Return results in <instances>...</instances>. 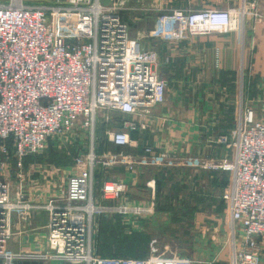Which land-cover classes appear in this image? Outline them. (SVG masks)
I'll return each mask as SVG.
<instances>
[{
  "label": "built area",
  "instance_id": "obj_1",
  "mask_svg": "<svg viewBox=\"0 0 264 264\" xmlns=\"http://www.w3.org/2000/svg\"><path fill=\"white\" fill-rule=\"evenodd\" d=\"M123 0H0V264H194L193 259L157 253L143 259L105 257L91 244V219L104 208L91 197L96 166L134 172L145 165L176 166L180 159L143 144L139 154L88 150L72 158V172L57 194L28 198L21 174L23 159L41 152L47 140L75 129L92 131L104 113L106 141L127 146L129 132L146 129L147 116L165 100V81L155 71L156 53L129 36L119 10ZM259 19L256 0L238 3L234 13L206 8L172 11L154 19L155 37L204 35L237 28L243 18ZM75 17L80 36L58 28ZM80 19V20H79ZM81 35L85 36L81 39ZM213 65L217 66V55ZM111 112L118 113L113 120ZM227 156L200 159L203 168L220 169L227 180L220 190L226 207L228 264H260L258 239L264 234V121L240 103L231 126L215 137ZM12 170L9 172V164ZM12 176L13 179H10ZM13 181V182H12ZM126 191L122 179L103 180L100 198L117 199ZM45 214L44 248L13 252V231L30 230L29 220ZM18 228V229H17ZM16 229V230H15Z\"/></svg>",
  "mask_w": 264,
  "mask_h": 264
},
{
  "label": "crops",
  "instance_id": "obj_2",
  "mask_svg": "<svg viewBox=\"0 0 264 264\" xmlns=\"http://www.w3.org/2000/svg\"><path fill=\"white\" fill-rule=\"evenodd\" d=\"M240 1L123 0L119 10L121 19L129 28L135 29L136 37L140 40L148 38L149 46L158 50L154 68L159 61L166 84L165 100L153 107L147 116L136 117L138 121L147 122L148 127L130 131L129 145L115 147L107 143L105 147L111 151L139 154L141 145L147 144L154 151L165 149L172 153L180 159V164L139 166L134 172L125 174L118 167L111 171L116 173L115 177H109L107 171L105 179L124 176L127 181L126 197L105 200L115 201L110 207L127 204V207L139 205L138 208H143L141 204L145 203L156 211L158 200L163 199L161 195L167 201L182 196L186 198L192 214H198L195 217L197 223L199 214L204 217L205 211L211 214V204L216 211L220 209V201L224 205L220 190L227 180L226 172L203 168L198 162L200 159H223L227 156L223 146L212 140L232 124L233 106L237 104L239 95L254 109L255 117L264 121V0H256L259 19L254 22L245 19L243 29H240L238 21L237 28L227 32L160 38L154 36L152 27L155 18L172 11L220 8L234 13ZM104 3H109V0ZM215 54L216 67L213 65ZM92 182V200L100 205L99 198H96L100 196L102 182L99 168L93 171ZM224 208L226 210L225 205ZM38 213L43 216V223L39 224L43 229L45 214ZM35 229L37 226L23 233H17L15 229L7 248L13 252L41 251L44 248V230L38 246L33 239ZM259 248L261 264H264V235L260 238Z\"/></svg>",
  "mask_w": 264,
  "mask_h": 264
},
{
  "label": "rangeland",
  "instance_id": "obj_3",
  "mask_svg": "<svg viewBox=\"0 0 264 264\" xmlns=\"http://www.w3.org/2000/svg\"><path fill=\"white\" fill-rule=\"evenodd\" d=\"M101 2L104 3L105 0H101ZM74 18L64 17L58 22V28L70 38L74 35L80 36L82 31L80 24L75 21L77 18ZM248 18L245 16L243 21ZM249 20L251 19L249 18ZM244 27L245 24H243ZM134 33L135 29L129 28V36L137 39L143 49L151 50L157 56L158 50L155 46H149L148 38H142L144 39L142 42V39L136 37L137 33L135 35ZM80 38L84 39L85 36L81 35ZM161 67L158 61L155 71L164 79ZM236 102L237 104L233 106V115L237 106L240 103H245L240 95ZM103 117V112L96 114L91 132L89 129H75L69 133L59 134L47 140L45 148L41 152L31 154L23 159L21 174L26 183L25 195L28 198L34 199L35 194L38 195V199L57 194L63 184L64 177L72 172V158L74 156L88 150L90 145L96 153L106 149L105 144L108 142L104 131L107 130L108 123L103 121ZM112 117L113 120L117 119L116 115H112ZM212 142L215 143V138ZM95 168L101 170L102 181L108 180L105 179L107 171L110 174L109 177H115L116 173L112 174L114 172H111L114 168L103 169L99 166ZM11 170L12 163L9 164V172ZM123 173L127 172L123 170ZM10 179H13L12 176ZM119 179L125 183L126 191L116 200L126 197L127 194V181L124 176ZM161 196L163 199L158 200L157 208L155 207L156 211L145 203L141 204L143 208H138L139 205L127 207V204L126 206L121 204L125 207H110L115 201L107 202L97 196L96 198H99L100 205L104 209L93 215L91 219V244L94 252L105 257L143 259L150 255V242L153 241L152 248L157 253L165 250L166 255L191 258L194 264H228L230 243L227 234L226 210L223 203L220 201V209L217 211L216 207L211 204V214L209 215L210 212L205 211V217L208 218L199 214V221H197L199 225H197L195 217L198 214H192L186 198L181 196L180 198H173V201H167L164 199L166 198L164 195ZM201 207H203L202 204ZM36 215L34 219L31 217L28 227L33 229L37 226L34 236H32L39 246L43 233L42 226L39 224L43 223V216L38 212ZM38 246L36 245V248ZM260 253L259 248V257ZM48 264H60V261L54 259Z\"/></svg>",
  "mask_w": 264,
  "mask_h": 264
},
{
  "label": "trees",
  "instance_id": "obj_4",
  "mask_svg": "<svg viewBox=\"0 0 264 264\" xmlns=\"http://www.w3.org/2000/svg\"><path fill=\"white\" fill-rule=\"evenodd\" d=\"M115 147H117V146H115Z\"/></svg>",
  "mask_w": 264,
  "mask_h": 264
}]
</instances>
